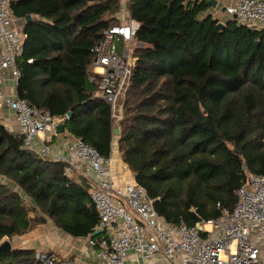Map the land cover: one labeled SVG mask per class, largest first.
<instances>
[{
	"label": "trees",
	"instance_id": "trees-1",
	"mask_svg": "<svg viewBox=\"0 0 264 264\" xmlns=\"http://www.w3.org/2000/svg\"><path fill=\"white\" fill-rule=\"evenodd\" d=\"M11 7L25 21L18 98L64 120L70 136L109 160L116 119L99 96L100 79L90 77L94 49L118 24L121 1L11 0ZM212 8L210 0H127L141 48L119 152L172 225L218 219L235 207L248 173L264 177V31L234 20L221 29ZM23 144L0 119V177L14 185L0 181V246L47 219L73 238L98 239L86 180L75 183L63 163ZM36 252L15 248L0 254V264H41Z\"/></svg>",
	"mask_w": 264,
	"mask_h": 264
},
{
	"label": "built area",
	"instance_id": "built-area-1",
	"mask_svg": "<svg viewBox=\"0 0 264 264\" xmlns=\"http://www.w3.org/2000/svg\"><path fill=\"white\" fill-rule=\"evenodd\" d=\"M124 5L127 9V0ZM123 12L125 22L106 30L95 47L94 76L90 77L92 82L100 79L99 96L112 109L130 83L135 65L131 51L140 27L128 9ZM225 12L238 27L264 31V0H238ZM16 21L11 0H0V76L11 71L18 81L17 61L26 35ZM2 108L16 116L24 137L23 149L63 163L66 176L77 174L88 183L99 219L95 230L101 234L98 239L88 238V245L101 264H128L131 256L138 264L156 257L165 264H264L263 176L248 173L236 192L235 207L222 208L218 219L200 221L193 227L168 224L143 187L136 182L118 186L111 176L109 160L83 140L73 139L66 156L47 145V139L58 136V118L0 92ZM35 139L42 143L38 153L32 145ZM35 257L41 264H60L48 251H37Z\"/></svg>",
	"mask_w": 264,
	"mask_h": 264
},
{
	"label": "crops",
	"instance_id": "crops-1",
	"mask_svg": "<svg viewBox=\"0 0 264 264\" xmlns=\"http://www.w3.org/2000/svg\"><path fill=\"white\" fill-rule=\"evenodd\" d=\"M217 7L211 9V14L213 15L218 9L221 13H226L227 7L234 5L238 0H216ZM123 6L122 12L127 9L124 5V0H121ZM213 11V12H212ZM219 20L218 18L214 17ZM17 26L24 30L25 21L17 19ZM93 70V69H92ZM94 73V70H93ZM17 85L18 81L15 79L11 71H7L4 75L0 76V92L4 95L17 98ZM123 94H121L117 100L116 106L113 108V117L119 121L124 116L122 105L120 106V99ZM120 106V107H119ZM120 108V110H119ZM57 118V117H56ZM0 119L2 124L10 131L16 134H20V128L16 116L12 111L7 108L0 109ZM58 124H63L64 120L58 118ZM75 139L70 136L65 130V133L53 137L51 141L47 142L53 150L62 153L64 156L67 155L68 144ZM118 137L115 138L113 142L112 156L109 159V169L111 176L116 180L118 186H123L127 183H133L135 181V175L133 172L125 165L122 160L121 153L119 152ZM41 141L35 139L32 143L36 153L41 150ZM70 178L75 183H80L83 178L77 174L70 176ZM30 234L33 241H26L28 246H23L21 243L17 242V246L24 249H32L35 251H48L55 255L60 264H101L96 259V251L89 247L88 238H73L57 227H52L48 221L45 228H39L33 230ZM103 235V234H102ZM28 236V235H27ZM99 237L101 234L99 233ZM17 238V237H16ZM24 238V237H22ZM25 239V238H24ZM13 240V239H12ZM264 251V249H263ZM128 264H138L135 256H131V261ZM147 264H165L159 257H156Z\"/></svg>",
	"mask_w": 264,
	"mask_h": 264
},
{
	"label": "rangeland",
	"instance_id": "rangeland-1",
	"mask_svg": "<svg viewBox=\"0 0 264 264\" xmlns=\"http://www.w3.org/2000/svg\"><path fill=\"white\" fill-rule=\"evenodd\" d=\"M121 1V0H120ZM213 12V11H212ZM124 14V12H122V10H121V12L118 14V15H116L114 18L118 21H116V20H114L115 22H116V24L117 25H119V24H121V23H124L125 22V16L123 15ZM213 16L214 17H216V18H218L219 19V22L220 23H222V24H225V22L226 21H228V20H232L226 13H221L220 12V10L218 9V12H217V10H216V12L213 14ZM17 22V21H16ZM115 22L114 23H112L111 25H114L115 24ZM115 26V25H114ZM139 48H141V46L137 43V42H134L133 43V46H132V60L134 61L133 63L135 64L134 65V67H133V69L135 68V66H136V62H137V57L135 56V54H134V51H136L137 49H139ZM126 90L124 91V93H123V95H122V97H121V99H120V106L122 107V109H123V113H124V103H125V99H126V92H127V90L129 89V85L128 86H126V88H125ZM119 106V107H120ZM119 110H120V108H119ZM124 117H122V119H123ZM121 120V119H120ZM119 120V121H120ZM119 121H117V120H115V122H117L118 124H119ZM47 141L49 142V140L47 139ZM51 141V140H50ZM0 181H2L3 182V184H7V185H9V186H11L13 189H14V185L13 184H11L9 181H7L6 179H4V178H2V177H0ZM16 189V188H15ZM43 214V213H42ZM39 215H41V212L37 215L36 213H31V216H32V218H36V217H38ZM48 221H49V223H50V225L52 226V227H56V225L54 224V222H52L50 219H47V222L44 224V225H37L33 230H35V229H39V228H45L46 226H47V223H48ZM32 230V231H33ZM32 231H30L29 233H27L26 235H23V236H20V237H17V238H14L13 240H9L8 238H5L2 242H1V245H3L5 242H10L11 244H12V249H15V248H18V249H21L20 247H18L17 246V242L18 243H21L23 246H28V243L26 242V241H33V238L31 239V235L32 234H30ZM28 235V236H27ZM22 237H24V238H22Z\"/></svg>",
	"mask_w": 264,
	"mask_h": 264
},
{
	"label": "water",
	"instance_id": "water-1",
	"mask_svg": "<svg viewBox=\"0 0 264 264\" xmlns=\"http://www.w3.org/2000/svg\"><path fill=\"white\" fill-rule=\"evenodd\" d=\"M210 4L212 5L213 8L217 7V1L216 0H210ZM30 20V17L27 18ZM219 28H224L225 25L222 23L218 24ZM72 116L71 113L67 115V119H70ZM65 133V124H59L57 127V135H62ZM113 135L116 137H120L121 135V130L119 127V124L117 122L114 123V128H113ZM99 235V232L95 233V236ZM12 251V244L10 242H5L3 245L0 246V254L2 253H10Z\"/></svg>",
	"mask_w": 264,
	"mask_h": 264
},
{
	"label": "clouds",
	"instance_id": "clouds-1",
	"mask_svg": "<svg viewBox=\"0 0 264 264\" xmlns=\"http://www.w3.org/2000/svg\"><path fill=\"white\" fill-rule=\"evenodd\" d=\"M141 46V45H140Z\"/></svg>",
	"mask_w": 264,
	"mask_h": 264
}]
</instances>
